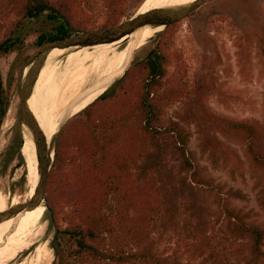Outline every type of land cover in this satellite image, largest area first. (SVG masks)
Segmentation results:
<instances>
[{
    "label": "rangeland",
    "instance_id": "1",
    "mask_svg": "<svg viewBox=\"0 0 264 264\" xmlns=\"http://www.w3.org/2000/svg\"><path fill=\"white\" fill-rule=\"evenodd\" d=\"M144 1L126 0L127 15L121 20L138 12ZM9 7L10 0H0V25L4 27L17 18ZM78 9L89 17L91 25L100 28L105 19L102 0H81ZM47 28L42 19L25 20L17 32L24 39L23 48L0 55V75L9 93V107L0 125V253L17 237L15 228H21L22 216L31 210L24 209L14 217V212H9L29 199L16 74L25 56L36 49L32 45L35 36ZM173 29L168 50L170 71L180 67L189 81H204L208 86L206 105L212 112L236 118L253 117L264 124V0H206L190 15L173 23ZM146 46L123 55L101 90L121 77L133 60L142 57ZM57 57L49 58L40 68L35 92ZM59 67L60 63L57 71ZM186 101L182 99L163 108L157 123L158 139L148 141L147 151L134 168L142 179H152L160 192V212L149 232L151 250L164 264H253L251 241L236 231L234 218H230L225 207L247 213L245 219L264 231V207L257 200L264 185L251 175L242 142L218 134L233 158L222 152L213 161L201 150L194 127L187 121ZM39 108L40 104L35 118L41 112ZM37 122L39 125L40 121ZM176 126L190 133L183 151L185 157L171 132ZM185 158L192 167L185 164ZM206 180L212 181L214 187H209ZM234 191L243 198L235 197ZM114 205V198L109 196L103 211ZM43 207L44 227L36 232L46 230L52 255L48 264H58L54 238L67 226L69 208L65 207L50 221L51 213ZM258 264H264V256Z\"/></svg>",
    "mask_w": 264,
    "mask_h": 264
},
{
    "label": "trees",
    "instance_id": "2",
    "mask_svg": "<svg viewBox=\"0 0 264 264\" xmlns=\"http://www.w3.org/2000/svg\"><path fill=\"white\" fill-rule=\"evenodd\" d=\"M125 1L102 0L105 19L100 27L115 25L127 15ZM80 2L10 0L8 10L17 18L7 27L0 25V55L23 48L24 39L17 32L25 20L42 19L49 26L35 36L34 47L95 28L79 11ZM173 30L170 24L150 37L148 45H143L144 55L133 60L121 77L70 118L55 140L45 186L50 221L69 208L67 226L54 238L58 264H164L152 252L149 241L150 228L160 212V192L152 179H142L134 168L147 151L148 141L158 139L157 123L163 108L182 99L187 100V121L194 127L201 150L213 161L222 152L233 158L218 134L242 142L251 175L264 185V124L253 117L212 112L206 105L208 86L204 81H189L180 67L170 71L168 50ZM8 107L9 93L0 75V125ZM36 120L41 121L40 110ZM171 132L180 150H186L190 133L177 126ZM184 162L192 167L189 159ZM205 182L214 187L212 181ZM261 190L257 200L264 207V186ZM233 194L243 198L235 191ZM109 196L115 205L103 211ZM225 208L234 218L236 231L250 239L251 262L258 264L264 256V231L245 219L247 213Z\"/></svg>",
    "mask_w": 264,
    "mask_h": 264
},
{
    "label": "bare ground",
    "instance_id": "3",
    "mask_svg": "<svg viewBox=\"0 0 264 264\" xmlns=\"http://www.w3.org/2000/svg\"><path fill=\"white\" fill-rule=\"evenodd\" d=\"M191 1L193 0H146L135 13H145L152 9ZM160 29L161 27H145L127 36L128 41L126 42L124 40L127 38L124 37L117 41L91 46L54 47L47 53L42 66L49 58L58 57L42 79L36 93L34 84L32 94L28 99L32 112L34 102L36 108L40 104L39 127L45 140V149L49 148L53 136L65 120L72 118L98 97L103 84L119 59L127 52L131 54L141 48ZM59 63L60 67L57 71ZM23 146L27 156V161L24 162L28 181L26 190L31 199L35 194L38 170L34 144L25 133L23 134ZM43 215L42 205H37L24 213L22 229L20 226L15 228L14 232L17 237L1 251L0 264L3 262L4 264H48L52 260L46 230L44 233L41 231L37 234L36 232L40 227H44Z\"/></svg>",
    "mask_w": 264,
    "mask_h": 264
},
{
    "label": "water",
    "instance_id": "4",
    "mask_svg": "<svg viewBox=\"0 0 264 264\" xmlns=\"http://www.w3.org/2000/svg\"><path fill=\"white\" fill-rule=\"evenodd\" d=\"M206 0H193L188 3L168 5L157 9H152L145 13H134L129 18L119 21L117 24L88 29L77 32L67 38L56 40L48 44L36 47L24 60L16 74V91L19 100L20 122L23 134L25 133L33 142L37 160L38 180L33 198L19 203L9 210L13 217L24 209L33 208L37 205L46 206L45 186L46 180L53 162L54 144L65 123V120L53 136L49 148L45 149V140L38 122L28 105V99L32 94L33 86L37 79V74L45 61L47 53L54 47L73 48L91 46L94 44L108 43L127 38L145 27H161L159 31L167 25L173 24L184 17L190 15L198 9ZM157 31L156 33H158ZM124 40V39H123ZM128 41V38L124 42ZM120 77V76H119ZM119 77L114 78L115 82ZM111 83V84H112ZM10 216V215H9Z\"/></svg>",
    "mask_w": 264,
    "mask_h": 264
},
{
    "label": "flooded vegetation",
    "instance_id": "5",
    "mask_svg": "<svg viewBox=\"0 0 264 264\" xmlns=\"http://www.w3.org/2000/svg\"><path fill=\"white\" fill-rule=\"evenodd\" d=\"M45 75V74H44ZM42 75V76H44ZM37 92V91H36ZM35 92V93H36ZM33 114L35 115V112H36V103L34 102V106H33ZM23 154H24V162L27 161V156H26V152H25V149H23Z\"/></svg>",
    "mask_w": 264,
    "mask_h": 264
}]
</instances>
